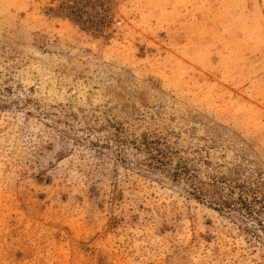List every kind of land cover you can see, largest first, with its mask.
<instances>
[{
    "label": "rangeland",
    "instance_id": "rangeland-1",
    "mask_svg": "<svg viewBox=\"0 0 264 264\" xmlns=\"http://www.w3.org/2000/svg\"><path fill=\"white\" fill-rule=\"evenodd\" d=\"M0 264H264V0H0Z\"/></svg>",
    "mask_w": 264,
    "mask_h": 264
}]
</instances>
